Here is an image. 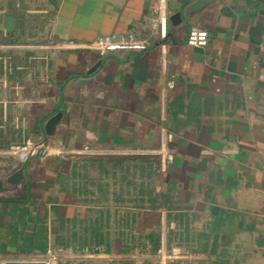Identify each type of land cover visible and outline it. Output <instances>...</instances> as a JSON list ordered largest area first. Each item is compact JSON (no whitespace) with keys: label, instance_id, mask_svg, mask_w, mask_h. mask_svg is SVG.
<instances>
[{"label":"crops","instance_id":"1","mask_svg":"<svg viewBox=\"0 0 264 264\" xmlns=\"http://www.w3.org/2000/svg\"><path fill=\"white\" fill-rule=\"evenodd\" d=\"M161 1L0 0V180L25 168L0 260L264 264V0H215L164 40ZM104 36L148 47L101 56ZM29 144L45 155L8 153Z\"/></svg>","mask_w":264,"mask_h":264},{"label":"built area","instance_id":"2","mask_svg":"<svg viewBox=\"0 0 264 264\" xmlns=\"http://www.w3.org/2000/svg\"><path fill=\"white\" fill-rule=\"evenodd\" d=\"M164 0L161 1L159 9V19H158V30L159 38L164 40L167 38L166 25L168 22V15L163 10ZM186 42L188 46L192 48H204L209 43V34L205 30L193 28L189 31ZM148 43L145 41H139L133 38L125 37H115V36H104L98 38L90 46V50L97 51L101 56L115 53V52H141L146 50ZM40 148V145L29 144L26 147L10 149L8 153L15 155L20 162H24L29 156L34 155L36 151ZM124 154V153H123ZM126 155H137V151H126ZM52 259L45 260V264H51ZM0 264H8L5 260H0Z\"/></svg>","mask_w":264,"mask_h":264},{"label":"water","instance_id":"3","mask_svg":"<svg viewBox=\"0 0 264 264\" xmlns=\"http://www.w3.org/2000/svg\"><path fill=\"white\" fill-rule=\"evenodd\" d=\"M215 0H196L188 5H184L181 10L175 12L168 20L166 29L167 33L172 27H177L183 23H187L195 15L203 11L206 7L212 4ZM99 63L93 66L87 72V77L92 76L98 71ZM89 80H82V82L88 83ZM63 114L61 112L56 113L50 117L44 125V132L46 136L52 137L61 121ZM45 151L40 149L36 152V156L45 155ZM25 181V168H19L8 174L5 178L0 180V197L4 194L13 191L21 186Z\"/></svg>","mask_w":264,"mask_h":264},{"label":"trees","instance_id":"4","mask_svg":"<svg viewBox=\"0 0 264 264\" xmlns=\"http://www.w3.org/2000/svg\"><path fill=\"white\" fill-rule=\"evenodd\" d=\"M0 201H2V202H10V201H12V200L0 199Z\"/></svg>","mask_w":264,"mask_h":264}]
</instances>
